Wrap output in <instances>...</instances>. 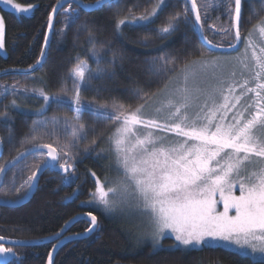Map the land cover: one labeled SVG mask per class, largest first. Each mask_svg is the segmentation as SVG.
I'll list each match as a JSON object with an SVG mask.
<instances>
[{
    "label": "snow or ice",
    "instance_id": "snow-or-ice-1",
    "mask_svg": "<svg viewBox=\"0 0 264 264\" xmlns=\"http://www.w3.org/2000/svg\"><path fill=\"white\" fill-rule=\"evenodd\" d=\"M75 2L77 7L100 8L110 0H96L95 5L82 4V0ZM215 2L223 4L230 26L217 27L209 22L213 0H205L202 5L197 0H186L183 13L168 17L159 32L170 35L181 21L191 23L209 52L224 47L209 38L223 33L222 39L229 40L228 47L236 54L212 57L200 51V59L174 67H168L171 57L152 61L153 75L159 78L157 83H162L163 88L151 97L148 92L136 91L134 97L139 103L134 108L115 101L109 105L82 99V88L88 91L93 80L108 75L100 67L104 58L96 49V37L85 27L97 71L93 72L87 61L78 57L71 69V95L64 89L63 94L51 96L43 88L31 89L42 97L40 115L46 114L49 101L58 108L69 107L73 115L71 118L45 116L34 121L31 138L27 140L30 147L19 152L11 162L0 165L2 177L29 155L40 159V164L20 185L26 189L24 196L14 203L24 200L38 187L37 175L46 170L58 171L66 184L72 183L81 144L85 145V153L100 155L103 150L97 141L92 139L89 143V131L83 122L84 115L88 114L97 122L115 124L107 138L115 175L101 181L90 171L95 190L89 194L88 204L105 213L119 210L142 217L147 227L139 238L150 239L153 245H159L170 234L184 248L234 246L237 254L251 257L254 264H264V40L259 44L254 40V35L264 37V15L253 10L256 23L242 40V0ZM0 4L10 7L16 15L28 14L34 7L18 0H0ZM162 6L167 7L165 0H153L150 11L139 16L130 12L129 16L117 20L116 28L126 21L151 23ZM55 11L53 8L52 14ZM65 11L75 13L71 3ZM78 18L72 15L66 20L74 24ZM49 20L51 30V15ZM58 34L63 37V31ZM5 36V20L0 15V52L5 50ZM110 63L116 64L115 53ZM0 88L3 89L0 103L9 96L17 97L21 91H30L15 83L0 85ZM11 105L19 108L15 98ZM3 116L11 144V117L7 111ZM42 135L51 137L53 143L44 142ZM61 139L65 142L61 143ZM3 144L0 139V155ZM20 188L15 191L19 193ZM85 215L90 223L85 234L98 230L97 217L91 212ZM5 240L0 236V264H20L17 253L13 247L5 246ZM48 264H52L51 255Z\"/></svg>",
    "mask_w": 264,
    "mask_h": 264
},
{
    "label": "trees",
    "instance_id": "trees-1",
    "mask_svg": "<svg viewBox=\"0 0 264 264\" xmlns=\"http://www.w3.org/2000/svg\"><path fill=\"white\" fill-rule=\"evenodd\" d=\"M61 1L63 0H18L24 5H34V10L29 16H17L0 8V15L4 16L6 25L7 52L5 56L0 55V73L9 70L24 71L37 64L46 43L49 17L53 8ZM82 2L87 5L96 4V0ZM204 2L205 0H197L198 5ZM185 3L186 0H165L167 7L162 6L157 16L152 18L153 22L126 21L119 29L116 28L119 18L129 16L130 12L139 16L145 11H150L153 0H114L94 11H85L71 4L75 13L65 11L69 5L66 4L56 19L48 57L43 67L30 76L10 75L0 79V83L5 85L20 84L19 87L30 90L28 93L21 91L17 97L9 96L0 103V139L4 141L0 165L11 162L19 152L30 147L27 140L31 138L34 121L44 119L45 116L71 118L73 115L69 107L58 108L51 101L46 114L40 115V109L43 107L42 97L31 89L43 88L50 96L63 94L61 90L64 89L71 95V69L78 57L87 61L93 72L97 71V65L91 58L89 36L84 31L85 27L96 37V49L101 51L104 58L100 67L108 72L102 79L93 80L88 91L81 89L82 99L90 103L110 105L115 101L134 108L139 103L134 97L136 91L148 92L151 97V94L158 93L163 88L162 83H157L159 78L153 75L152 61L160 57H171L172 62L168 67H174L182 66L186 61L200 59V51L209 56L217 54L208 51L198 33L193 31L191 23L181 21L177 30L170 35L160 34L159 29L167 23L168 17L177 12L183 13ZM262 7L264 0H243L242 40L252 24L256 23V18L252 15L253 10L264 15ZM201 11L203 13V8ZM72 15L79 17L74 24L66 20V17ZM209 15V22L217 27H228L231 24L223 4H217L215 0L209 8ZM189 18L190 21L193 19L191 12ZM61 31L63 37L58 34ZM224 36L223 33H216L209 38L216 43H222V48H229V40L222 39ZM113 53L116 54L115 65L110 63ZM229 54L235 55L236 52ZM14 98L19 108L12 107L11 101ZM5 111L11 117V144L8 143L9 129L4 126ZM83 122L89 131V143L95 139L97 146L103 151L100 155L85 153V145L81 144L72 183L66 184L60 172L49 170L43 175L38 191L29 204L20 208L0 207V236L15 241H44L60 233L73 219L91 212L97 217L98 230L89 238L64 245L53 264H254L250 257L244 258L221 247L180 250L175 247L177 243L173 238H165L161 245H153L150 239L139 238L140 233L147 227L144 220L125 217L123 212L118 210L105 213L101 208L88 204L89 194L95 190L90 171L95 172L101 181L106 176L111 178L115 175L110 159L111 146L107 142L115 124L97 122L88 114L84 115ZM41 139L53 143V139L48 135H42ZM60 142L65 141L61 139ZM38 164L39 157L30 156L12 169L0 189V199L17 201L20 196H24L26 189L20 188V185L24 184L31 170ZM17 188H20L19 193L15 191ZM73 193H76V196H73ZM88 227L90 223L87 220L79 221L69 229L68 236L84 235ZM56 244L57 242H42L32 247L13 250L20 258V264H48Z\"/></svg>",
    "mask_w": 264,
    "mask_h": 264
},
{
    "label": "water",
    "instance_id": "water-1",
    "mask_svg": "<svg viewBox=\"0 0 264 264\" xmlns=\"http://www.w3.org/2000/svg\"><path fill=\"white\" fill-rule=\"evenodd\" d=\"M111 1H114V0H110V2ZM110 2H108V3H110ZM69 3L77 5L76 2H75V0H63V1H61L55 7V9H56L55 14H52L51 15V25H52V27H51V30H48V34H47V38H46L47 43H45V46H44V49H43V52H42L44 55H43V57L41 55V57L39 59V62L40 63L39 64H36L35 67H32V68H30L28 70H24V71L9 70V71H5V72H1L0 73V79L3 78V77H6V76H10V75H27V76H30L32 74H35L38 70H40L43 67V65H44V63H45V61H46V59L48 57L49 47H50L51 39H52V36H53L54 26H55L56 19H57L59 13L62 11L63 7L66 4H69ZM108 3H106V4H108ZM82 4H84V3L82 2ZM242 5H243V0H242ZM81 8L84 9L85 11H94V10L99 9V8H84L82 6H81ZM206 47L208 48V46H206ZM211 52L217 53V54H229V53H232V52H235V51L232 50V49H230V48H219V49H214ZM2 156H3V147H2V155H0V159L2 158ZM30 156L31 155H29L27 158H29ZM26 159L22 160L21 162H18L17 165H16V167L19 164H21L23 161H25ZM14 168H12V169H14ZM10 171H8L7 174ZM47 171H49V170L44 171L42 174H39L38 173V175H37L38 187L35 188L30 193V195L27 196V198H25L24 200H20L19 203H14V201H7V200H1L0 199V207L20 208L22 206H25V205L29 204L33 200L34 196L36 195V193L38 191V188H39V185H40V182H41V179H42L43 175ZM7 174L5 176L0 177V189L3 186L4 180H5L6 176H7ZM70 201H72V200H70ZM83 220H87L88 221V218L86 217V215L79 216V217L73 219L72 221H70L67 224V225H69L68 228H65V227L63 228V229H65L64 232H60V233H58L59 235L57 234V235H55V236H53L51 238H48V239H46L44 241H40V242H27V243L22 244V245H13V244L8 243V241H15V240H8V239H6L3 243H5V246H10V247H13V248H20V247H32V246H35L36 244H40L42 242L49 243V244L50 243H56L57 242V244L54 247L55 248V251H52V253H51L52 264H53L54 259H55L56 255H57V253L59 252V250L64 245H66L69 242L75 241V240H82V239L89 238L90 236H92L97 231V230H94L93 233H87V234H84V235L68 236L69 229L74 224H76L77 222L83 221ZM97 223H98V220H97ZM98 226H99V223H98ZM61 240H63V243H61Z\"/></svg>",
    "mask_w": 264,
    "mask_h": 264
},
{
    "label": "rangeland",
    "instance_id": "rangeland-1",
    "mask_svg": "<svg viewBox=\"0 0 264 264\" xmlns=\"http://www.w3.org/2000/svg\"><path fill=\"white\" fill-rule=\"evenodd\" d=\"M0 8L1 9H3V10H5V11H8V12H11V13H13V14H15L14 13V11L10 8V7H6V6H4L3 4H0ZM33 10H34V7H33ZM33 10L30 12V13H28V14H20V15H17V16H29V15H31L32 14V12H33ZM16 15V14H15ZM261 40H264V37H260L259 35H256V40H255V42L257 43V44H259L260 43V41ZM7 54V52H6V48H5V50L4 51H2V52H0V55H2V56H5ZM229 55H231V54H229ZM216 56H227V55H224V54H222V55H220V54H215V55H213L212 57H216ZM0 85H5V83H0ZM19 85L20 84H17V86L19 87ZM3 89L2 88H0V91H2ZM236 194L237 195H239V189L237 188V190H236ZM2 199V198H1ZM218 208H221L222 209V205H218ZM118 212H119V210H118ZM123 215H125V217H128V218H133V220H143V218L142 217H140V216H138L137 214H135V213H133V212H123ZM142 218V219H141ZM144 223H145V225H146V222L144 221ZM147 226V225H146ZM165 238H173L174 240H175V238H174V236L173 235H166L165 236ZM164 238V239H165ZM176 241V240H175ZM161 243V242H160ZM176 245H175V247L177 248V249H180V250H193V249H202L203 247H200V248H193V247H190V248H184L182 245H179L178 244V242L176 241ZM161 245V244H160ZM157 246V245H156ZM221 248H224V249H226V250H229V251H232V252H235V250H234V246H229V247H223V246H220ZM236 253V252H235ZM251 258V257H250Z\"/></svg>",
    "mask_w": 264,
    "mask_h": 264
}]
</instances>
